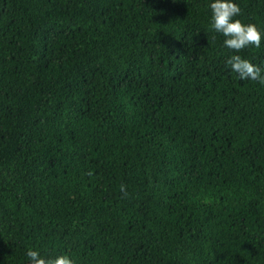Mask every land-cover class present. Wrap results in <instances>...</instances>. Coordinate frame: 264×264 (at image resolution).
<instances>
[{"label": "trees", "instance_id": "obj_1", "mask_svg": "<svg viewBox=\"0 0 264 264\" xmlns=\"http://www.w3.org/2000/svg\"><path fill=\"white\" fill-rule=\"evenodd\" d=\"M207 2L0 0V264H264V84Z\"/></svg>", "mask_w": 264, "mask_h": 264}, {"label": "clouds", "instance_id": "obj_2", "mask_svg": "<svg viewBox=\"0 0 264 264\" xmlns=\"http://www.w3.org/2000/svg\"><path fill=\"white\" fill-rule=\"evenodd\" d=\"M207 7L210 11L209 28L224 37V47L233 50L234 54L225 61L229 71L240 80L264 84V65H257L238 54L248 46L261 47L264 31L255 23L240 18L241 10L237 0H208ZM120 191L127 195L125 185L121 184ZM25 256V264H77L67 253L48 256L38 249L28 248Z\"/></svg>", "mask_w": 264, "mask_h": 264}]
</instances>
